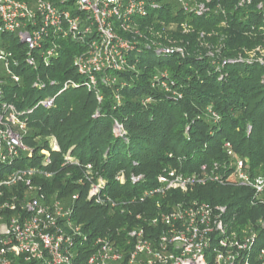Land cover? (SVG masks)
I'll return each mask as SVG.
<instances>
[{
    "label": "trees",
    "instance_id": "1",
    "mask_svg": "<svg viewBox=\"0 0 264 264\" xmlns=\"http://www.w3.org/2000/svg\"><path fill=\"white\" fill-rule=\"evenodd\" d=\"M237 1L211 0L209 12L197 16L170 0L148 18L136 20L133 29L143 36L136 37L139 49L130 54L124 71L110 73L116 78L113 85L100 84L92 90L84 85L74 66L83 49L71 41L62 42V55L51 69L23 68L21 87L8 82L7 100L18 108L35 106L45 92L57 94L69 80L80 83L59 95L55 107L38 108L30 117L24 144L33 156L22 155L20 164L39 167L42 151H49L55 176L37 180L38 184L47 195H57L65 206L74 207V222L93 236L111 235L121 247L127 235L124 228L145 226L148 234L158 236L163 227L147 223L159 212L158 203L168 212L177 203L196 201L227 207L237 215L234 230L238 232L254 224L259 232L254 256L264 250V227L257 225L264 221V196L262 202H253L246 188L208 183L187 193L173 191L165 199L132 204L121 213L88 201L89 184H79L84 167L91 164L107 181V193L114 199L140 198L157 186L166 170L193 174L200 173L202 166L212 172L215 165H231L226 143L232 145L234 156L247 162L252 176L264 175V8L258 9L264 0H254L245 9H237ZM2 42L3 48L23 56L24 47L14 37L5 35ZM153 43L183 53L158 55ZM148 53L157 60L146 57ZM37 76L47 82L45 91L33 88ZM52 81L56 85L51 86ZM37 93L41 95L36 100ZM116 123L124 136L115 134ZM51 137L60 152L51 150ZM68 153L81 168H62ZM121 171L128 177L143 175L144 183L118 184L115 177ZM138 215L143 218L138 220Z\"/></svg>",
    "mask_w": 264,
    "mask_h": 264
},
{
    "label": "built area",
    "instance_id": "2",
    "mask_svg": "<svg viewBox=\"0 0 264 264\" xmlns=\"http://www.w3.org/2000/svg\"><path fill=\"white\" fill-rule=\"evenodd\" d=\"M170 0H0V264H264V250L257 256L255 246L259 232L254 224L238 232L234 230L237 215L224 206L211 207L204 203H177L168 212L157 204L159 212L147 220L152 228L162 226L158 236L147 233L145 226L123 231L127 234L121 247L111 235L93 236L83 224L74 222V207L65 206L57 195H47L37 180L55 176L49 151H42L44 159L39 167L21 165L22 155L29 159L33 150L24 144L30 117L38 108L55 107L56 100L66 89L80 83L69 80L57 94L40 99L33 107L18 108L7 100L8 82L21 87V70L35 72L40 67L51 69L63 52V41H71L83 52L75 57L74 66L88 89L100 84L113 85L111 72L128 67L130 54L139 49L133 29L138 19H146ZM187 13L204 16L211 0H174ZM254 0H238L237 9L253 5ZM261 3L258 9H263ZM14 37L25 52L18 54L2 47L3 36ZM158 55L183 53L182 49L163 47L153 43ZM150 49L149 46H146ZM209 55L212 56V53ZM254 56L248 60L251 63ZM263 63L262 60H260ZM226 64L227 62H223ZM56 85L55 81L50 83ZM47 82L37 76L33 88L45 91ZM17 98V95H13ZM101 102L102 97L97 93ZM114 132L124 136L116 123ZM250 132V128L248 129ZM53 152H60L55 137L49 139ZM225 149L233 157L231 165H215L208 171L185 174L177 169L159 175L157 186L144 191L140 198L117 200L107 193V181L91 164L83 169V182L89 184L88 201L110 210H121L149 199H165L170 192L187 193L196 186L208 183L231 185L250 190L253 202H262L264 175L252 176L247 162L233 155L232 145ZM80 167L71 153L65 156V166ZM219 171V172H217ZM143 175L128 177L119 172L115 181L120 185L144 183ZM79 195L73 197L76 201ZM138 215L137 219H142ZM264 227V221L257 222ZM117 237H121L118 231Z\"/></svg>",
    "mask_w": 264,
    "mask_h": 264
},
{
    "label": "rangeland",
    "instance_id": "3",
    "mask_svg": "<svg viewBox=\"0 0 264 264\" xmlns=\"http://www.w3.org/2000/svg\"><path fill=\"white\" fill-rule=\"evenodd\" d=\"M16 41H17V40H16ZM17 42H18V41H17ZM145 56H146V57H151V58H153V59H156V56H155V55H152V54H150V53L146 54ZM156 60H157V59H156ZM0 67L2 68V71H3V65H2V64H0ZM53 94H54L53 92H45V93H43V98H42V99H46V98H48L49 96H52ZM40 95H41V94L37 93V94L35 95V99L37 100V98H39Z\"/></svg>",
    "mask_w": 264,
    "mask_h": 264
}]
</instances>
